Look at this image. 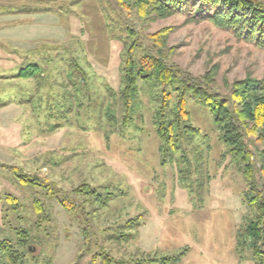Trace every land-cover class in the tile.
Masks as SVG:
<instances>
[{
  "label": "rangeland",
  "instance_id": "rangeland-1",
  "mask_svg": "<svg viewBox=\"0 0 264 264\" xmlns=\"http://www.w3.org/2000/svg\"><path fill=\"white\" fill-rule=\"evenodd\" d=\"M126 3L0 0V240L19 264H256L236 242L239 163L208 107L186 98L197 132L172 152L157 133L162 87L139 80L125 104L121 78L129 44L156 53L150 36L166 29V63L196 77L215 67L212 90L227 95L264 78V47L188 11L140 17Z\"/></svg>",
  "mask_w": 264,
  "mask_h": 264
},
{
  "label": "trees",
  "instance_id": "trees-1",
  "mask_svg": "<svg viewBox=\"0 0 264 264\" xmlns=\"http://www.w3.org/2000/svg\"><path fill=\"white\" fill-rule=\"evenodd\" d=\"M126 5L127 1L117 0ZM138 16L166 17L188 11L192 20L206 19L216 27L231 30L237 39L264 47V4L257 0H129ZM134 35L131 28L126 29ZM166 29L153 33L150 38L156 53L141 49L135 56L133 41L127 47L122 65L121 99L128 103L139 80L162 87L163 98L157 133L165 149L174 152L178 143L196 134L197 129L189 123L185 108L186 98L205 104L219 130V138L227 152L239 163L244 180V201L247 214L237 230L238 247L246 245L256 264H264V78L246 76L230 85L227 95L212 90L215 67L202 76H192L166 63L160 55L164 47ZM135 42V41H134ZM141 47L139 46V49ZM35 66L36 65H32ZM34 69H25L19 77H27ZM175 98L172 109L167 107V98ZM34 183L36 177L22 176ZM37 212L43 211L35 203ZM25 236V233H22ZM24 242V240H19ZM21 254L5 239L0 240L1 264H19ZM102 264H112L105 258ZM116 264H123L116 262Z\"/></svg>",
  "mask_w": 264,
  "mask_h": 264
}]
</instances>
